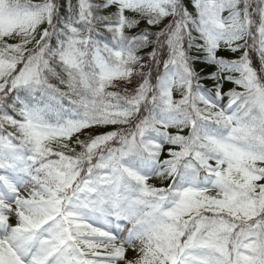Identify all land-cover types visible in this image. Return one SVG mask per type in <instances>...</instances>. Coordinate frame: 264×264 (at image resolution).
<instances>
[{"label": "snow or ice", "instance_id": "6c2138e0", "mask_svg": "<svg viewBox=\"0 0 264 264\" xmlns=\"http://www.w3.org/2000/svg\"><path fill=\"white\" fill-rule=\"evenodd\" d=\"M0 264H264V0H0Z\"/></svg>", "mask_w": 264, "mask_h": 264}]
</instances>
